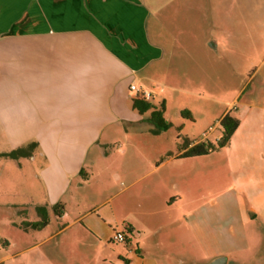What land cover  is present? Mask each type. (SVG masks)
I'll use <instances>...</instances> for the list:
<instances>
[{
	"label": "crops",
	"instance_id": "0c3cea01",
	"mask_svg": "<svg viewBox=\"0 0 264 264\" xmlns=\"http://www.w3.org/2000/svg\"><path fill=\"white\" fill-rule=\"evenodd\" d=\"M39 14L49 41H23ZM263 44L264 0H0V264H176L181 241L200 250L185 264L228 259L229 207L264 221V78L226 77L229 95L212 73L235 74ZM132 83L164 104L168 130L133 107ZM228 113L240 119L228 146L182 156L218 143ZM215 153L219 188L204 195ZM115 232L134 239L112 246Z\"/></svg>",
	"mask_w": 264,
	"mask_h": 264
},
{
	"label": "rangeland",
	"instance_id": "374dc122",
	"mask_svg": "<svg viewBox=\"0 0 264 264\" xmlns=\"http://www.w3.org/2000/svg\"><path fill=\"white\" fill-rule=\"evenodd\" d=\"M38 8L40 10L49 9V1L48 2H42L38 3ZM40 13V12H39ZM49 13V11H48ZM41 15H44L43 17H40ZM26 21V22H25ZM38 27V34H30L31 37H29L28 34H23L22 40H37V41H49V15L46 16V14H39V17L37 18H31V19H23V28H31V27ZM28 36V37H25ZM244 60L246 61L245 65L235 67L236 73L232 74L230 72V67H228V71L226 67H221L219 65L214 66V71L212 75L215 76L214 81V91L218 89L216 87L217 83H220L219 85H223L220 90L225 91L229 95L233 94V90H235V87H229L228 89V81L225 79L226 77H229L232 84L239 83L240 76L243 75L244 77L251 78V85L249 87L252 88L254 85L258 84L257 82L261 80V78H264V44L262 49L256 51L253 56L249 57L248 54L244 56ZM216 63V62H215ZM250 63H253L254 65H251ZM261 64V65H260ZM217 79V80H216ZM224 79L223 81H221ZM220 81V82H219ZM201 124H198L196 126H190V129L193 130L194 134H198L201 131ZM201 127V128H200ZM209 129L207 130V132ZM172 140L175 138V134L177 133L175 130H172ZM197 136V135H196ZM170 137V139H171ZM176 139V138H175ZM214 145H217V143H214ZM175 149H178V145H175ZM220 148H217L214 150V152L218 151ZM218 154H214L213 162L209 163V166H211L212 172L209 173L208 179L211 182H205L204 180L200 179V182H203L206 186L203 188L204 195L209 194L210 192H213V195H216V191L218 190L219 186L217 185V176L218 172L221 170L218 166V164H221V157L217 156ZM220 155V154H219ZM224 171V177H223V187H225L227 184L231 183L233 184V181L230 177H228ZM205 179V178H204ZM129 183V179L123 178L120 181H117L114 183L113 193L117 190H120L121 188L125 187ZM93 186L97 185V182H92ZM122 197V196H121ZM121 197L116 198V201L120 200ZM211 198L209 197L207 201H209ZM232 217L236 215V220L232 221V224H230V233L232 235H235L237 239V243H235L234 249H231L230 257H228V264H257L256 262L258 259L264 255V241L262 238H264V221H261L259 219L251 218L250 220H247L245 222H242L240 219V212L244 214V211H240V209L236 207H229L228 210ZM166 213L162 214H156L148 216V220H161L163 216H165ZM230 217V218H232ZM145 218V217H144ZM184 222V220L182 221ZM50 229V228H49ZM234 233V234H233ZM128 237L134 239L132 236V233L126 234ZM232 239H234V236H231ZM123 242H118L115 244H112V246H119ZM195 243L193 241H181L179 243L180 248H178V254L174 257L173 261L176 264H185L186 256L189 253H193L194 250L198 251V254H200V250L195 248ZM13 251V250H12ZM149 256V255H148ZM155 256V255H153ZM228 256V255H226Z\"/></svg>",
	"mask_w": 264,
	"mask_h": 264
},
{
	"label": "trees",
	"instance_id": "16d2710c",
	"mask_svg": "<svg viewBox=\"0 0 264 264\" xmlns=\"http://www.w3.org/2000/svg\"><path fill=\"white\" fill-rule=\"evenodd\" d=\"M133 107L141 113H145L146 111L153 109L150 114V121L155 125V128L153 129L154 133H160L162 131L168 130L172 126V123L168 122L164 118V111H165L164 104H162L159 108H155L151 102L145 99L135 98L133 100ZM183 114H186V111H183ZM221 123L224 127V131L217 145H214L212 143H208V144L197 143L196 145H193L187 151H185L182 154V156L184 157L202 156L210 153L211 151L216 150L217 148L228 146L233 134L240 125V119L235 115L228 113L222 118ZM179 138H182V136H179ZM188 144L189 141L187 139H184L183 145L187 146ZM29 146L34 147L36 146V143H31ZM24 149L25 147H21L11 153H6L4 155L14 157L22 153ZM44 224L45 221L25 222L24 228L31 227L34 229H40Z\"/></svg>",
	"mask_w": 264,
	"mask_h": 264
},
{
	"label": "built area",
	"instance_id": "2783aa9c",
	"mask_svg": "<svg viewBox=\"0 0 264 264\" xmlns=\"http://www.w3.org/2000/svg\"><path fill=\"white\" fill-rule=\"evenodd\" d=\"M129 89L137 98L149 100L151 97V93L140 89L136 83H132ZM113 240L117 242H126L127 235L125 232H115Z\"/></svg>",
	"mask_w": 264,
	"mask_h": 264
},
{
	"label": "water",
	"instance_id": "95a60500",
	"mask_svg": "<svg viewBox=\"0 0 264 264\" xmlns=\"http://www.w3.org/2000/svg\"><path fill=\"white\" fill-rule=\"evenodd\" d=\"M227 256H220L213 259L209 264H227Z\"/></svg>",
	"mask_w": 264,
	"mask_h": 264
}]
</instances>
